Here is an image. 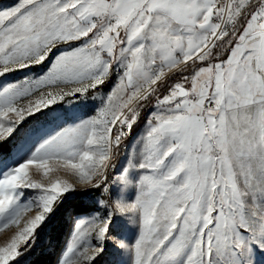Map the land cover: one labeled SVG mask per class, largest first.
Here are the masks:
<instances>
[{
  "label": "snow or ice",
  "instance_id": "6c2138e0",
  "mask_svg": "<svg viewBox=\"0 0 264 264\" xmlns=\"http://www.w3.org/2000/svg\"><path fill=\"white\" fill-rule=\"evenodd\" d=\"M61 219L55 264H97L108 241L129 264H264V0L0 9V264H37Z\"/></svg>",
  "mask_w": 264,
  "mask_h": 264
},
{
  "label": "rangeland",
  "instance_id": "374dc122",
  "mask_svg": "<svg viewBox=\"0 0 264 264\" xmlns=\"http://www.w3.org/2000/svg\"><path fill=\"white\" fill-rule=\"evenodd\" d=\"M15 2V0H0V9L6 8L10 5H12ZM22 75V74H21ZM16 77H10V79H14ZM109 88V84H105L100 88L97 92V97L106 95L107 91ZM100 103L99 98L96 100H89L87 102L88 108L89 109H94L96 108ZM51 117H48L47 119L44 117H41L39 120H33L32 123L29 125V128H41L46 125H48V120H50ZM51 128L45 129L40 133V135L45 134L46 131H50ZM139 127L134 130L136 131H141ZM128 152V144L125 142L121 146V149L118 152V155L116 156L114 160V164L116 168H119L121 163L124 160L125 155ZM112 173L110 172V175ZM56 175H60L64 179H69L73 183H75V178L68 176L64 174L63 172L60 173H55L49 174V178H55ZM33 179L36 180H42L43 182L47 183L46 180H44L42 174H36L33 173ZM135 196L134 192L128 193V199L131 200ZM99 199L101 198L100 193H95L93 198H85L82 202L78 201L77 204L80 205L82 204L85 207H91L93 203V199ZM103 209H101V213H103ZM15 229H12L11 231H5L4 233H0V245H3L5 241L13 234ZM113 234L119 236V238H123L127 240L129 243L134 241V238L136 236V229L134 226H132L127 220L124 218H117L116 220V227L113 228ZM55 235L57 237L56 241H49L47 238L44 241V244L42 245L43 251L42 252H49L50 255L52 256V261L51 264H55L56 260V255L54 253V249L56 248V245L59 244V246H63L66 241H70V225H66L64 222V219H61L60 221L57 222L56 228H55ZM117 237H113V239H116ZM51 243V247H49V244ZM41 252H38L39 254ZM31 259V258H30ZM130 257L127 253H123L120 250H118L115 245L111 242L108 241L106 243V248L105 252L101 255V257L98 258L97 264H129Z\"/></svg>",
  "mask_w": 264,
  "mask_h": 264
},
{
  "label": "trees",
  "instance_id": "16d2710c",
  "mask_svg": "<svg viewBox=\"0 0 264 264\" xmlns=\"http://www.w3.org/2000/svg\"><path fill=\"white\" fill-rule=\"evenodd\" d=\"M31 259L36 261L37 264H51L52 256L49 252H41Z\"/></svg>",
  "mask_w": 264,
  "mask_h": 264
}]
</instances>
